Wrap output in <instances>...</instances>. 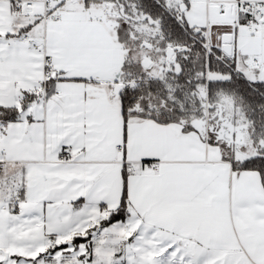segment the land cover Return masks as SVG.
<instances>
[{"label": "snow or ice", "instance_id": "6c2138e0", "mask_svg": "<svg viewBox=\"0 0 264 264\" xmlns=\"http://www.w3.org/2000/svg\"><path fill=\"white\" fill-rule=\"evenodd\" d=\"M0 264H264V0H0Z\"/></svg>", "mask_w": 264, "mask_h": 264}]
</instances>
